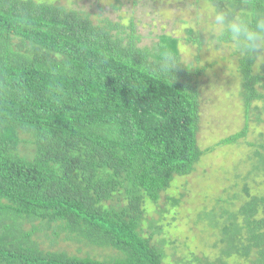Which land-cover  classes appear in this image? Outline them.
<instances>
[{
	"label": "trees",
	"instance_id": "16d2710c",
	"mask_svg": "<svg viewBox=\"0 0 264 264\" xmlns=\"http://www.w3.org/2000/svg\"><path fill=\"white\" fill-rule=\"evenodd\" d=\"M209 2L244 18L264 12V0ZM186 36L201 45L198 33ZM139 41L133 20L0 0V264H165V247L175 242L165 238L161 216L179 199L166 196L160 206L161 196L205 153L197 141L198 78L208 67L181 61L177 38ZM213 41L237 59L246 121L219 141L228 146L246 135L252 108L264 125V47L245 56ZM166 50L179 64L157 75ZM258 136L245 175L238 167L232 177L240 191L207 211L215 216L208 230L216 260L188 252L176 264H264V131ZM154 212L159 220L147 217ZM59 241L75 243L77 254L107 251L109 260L38 243Z\"/></svg>",
	"mask_w": 264,
	"mask_h": 264
},
{
	"label": "rangeland",
	"instance_id": "374dc122",
	"mask_svg": "<svg viewBox=\"0 0 264 264\" xmlns=\"http://www.w3.org/2000/svg\"><path fill=\"white\" fill-rule=\"evenodd\" d=\"M54 3L57 6L81 9L88 12L93 19L121 17L124 20H133L136 36L140 37L138 46H151L158 41V36L169 35L179 40L180 60L185 63L207 66L205 73L198 78L199 123L197 141L204 155L195 166L194 171L187 177L176 178L171 189L162 194V203L165 197L175 196L179 199L176 208H170L162 216L163 234L165 238L175 244L166 246L167 256L165 264H176L188 256V252L216 260L217 249L211 247L215 240L212 225L215 216L212 211L215 200L227 198L237 188L241 189L242 182L235 187L232 177L239 167L242 176L245 175V162L251 155L250 147L259 139V133L264 131L263 123L257 122L255 115L259 114L254 108L249 113V128L246 135L237 143L228 146H219V141L240 132L246 123L244 108L239 101V76L236 74L237 59L231 55L229 47L216 48L213 41L212 17L214 7L209 0H37ZM117 8V11L114 8ZM198 33L201 45H191L185 41L186 30ZM199 54V60L195 58ZM263 58L261 59V61ZM259 61V62H261ZM264 119L263 111L260 117ZM207 150H209L207 152ZM242 167V168H241ZM245 167V168H244ZM214 210L213 214H217ZM148 218L159 220L154 213ZM36 224V223H34ZM203 226V227H202ZM166 227V228H165ZM31 228L25 225V230ZM204 228V229H203ZM218 229V228H217ZM215 230V233L217 232ZM42 249L50 252H64L70 256L88 257L98 261L109 260L107 251L99 249L82 250L76 253L75 243L58 242L50 245L38 242Z\"/></svg>",
	"mask_w": 264,
	"mask_h": 264
},
{
	"label": "clouds",
	"instance_id": "9594fccd",
	"mask_svg": "<svg viewBox=\"0 0 264 264\" xmlns=\"http://www.w3.org/2000/svg\"><path fill=\"white\" fill-rule=\"evenodd\" d=\"M212 23L216 41L231 43L245 56H252L264 47V12L254 11L244 18L225 8H218ZM178 64L170 51H163L156 62L155 73L161 76L173 74Z\"/></svg>",
	"mask_w": 264,
	"mask_h": 264
}]
</instances>
